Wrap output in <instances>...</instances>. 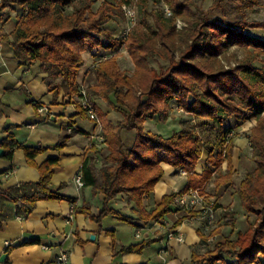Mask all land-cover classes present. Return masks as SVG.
<instances>
[{
	"label": "trees",
	"instance_id": "1",
	"mask_svg": "<svg viewBox=\"0 0 264 264\" xmlns=\"http://www.w3.org/2000/svg\"><path fill=\"white\" fill-rule=\"evenodd\" d=\"M97 1L0 2V11L10 8L18 12L15 29L2 35V39L11 44L22 65L41 63L49 91L56 97L61 90L71 100L80 95L83 85L79 74L85 52L103 49L112 54L96 62L98 83L87 88L90 98L91 92L103 97L124 118L104 137L109 153L103 157L102 166L97 167L88 158L84 160L82 179L93 186L94 192L104 195L103 211L100 216L93 215L89 206L79 211L100 225L107 216L133 224L135 218L110 206L118 195L124 194L127 201L135 204L132 212L139 220H161L178 209L174 201L180 193L195 189L201 195L208 194L206 185L214 180L216 193L222 194L226 184L232 183L245 211L255 220L236 238L223 237L213 246L208 242L209 236L203 234L207 251L195 252L192 264H264V68L254 66L264 52V40L245 32L264 29V23L224 24L180 0H168L173 15L165 17L149 12V0H138L144 13L140 24L133 26L127 37L114 38L105 26L123 15L122 6L134 0H104L94 10ZM150 16L153 22L148 19ZM7 19L9 14L4 20ZM178 19L186 24L181 30L176 26ZM232 44L247 48L248 53L236 66L228 68L221 57ZM121 47L128 49L134 61L133 75L119 65ZM251 47L253 52L249 51ZM152 60H164L169 65L157 69ZM169 106L198 122L168 136L147 130L146 123ZM251 120L257 121L250 133L254 166L237 182L233 163L235 139L238 130ZM12 129L7 127V136L0 140V150H4L1 157L13 160L15 152L23 150L29 166L37 168L42 177L36 183L0 187V230L14 217L31 215L39 201L67 199L51 189L57 160L42 164L35 160L48 148L20 143ZM125 130L136 132L129 147L122 135ZM66 143L67 138L55 148L61 149ZM205 151L207 168L199 175L195 170ZM163 163L186 171L188 184L179 193L164 195L159 204L147 211L144 201L164 177ZM224 163L227 168L222 172ZM224 219L225 223L234 222L228 214ZM108 233L114 237L113 231ZM148 244L122 247L117 253L141 252Z\"/></svg>",
	"mask_w": 264,
	"mask_h": 264
},
{
	"label": "crops",
	"instance_id": "2",
	"mask_svg": "<svg viewBox=\"0 0 264 264\" xmlns=\"http://www.w3.org/2000/svg\"><path fill=\"white\" fill-rule=\"evenodd\" d=\"M8 14L10 19L4 20ZM17 15L18 12L10 8L0 11V140L7 136L6 128L13 127V136L20 143L47 147L35 160L38 164L57 160L51 189L67 199L39 201L31 215L8 221L0 230V264H192L193 254H204L208 248L202 237L206 234L204 223L196 212L175 208L161 220H139L132 212L135 204L127 201L124 194L118 195L110 206L135 218L133 224L107 216L100 225L79 211L83 206H89L95 216L103 211L104 195L94 192L93 186L85 184L83 179L84 185H79L78 179L83 178L85 159L101 167L103 157L109 153L101 137L108 134L106 119L111 112L97 101L99 121L91 120L74 106V101L67 98L63 90L57 97L49 91L45 81L47 73L43 72L40 62L30 66L20 63L11 44L2 39V35L11 34L15 29ZM93 53L84 54L85 62L79 74L80 83L86 87H89L88 82L93 86L98 83L96 68L92 69L87 60ZM101 101L105 103V99ZM39 106L46 107V113H40ZM252 121L244 124L238 134L250 129ZM149 123L151 121L146 123V129L152 131L147 126ZM65 138L66 145L55 148ZM239 141L235 139L236 143ZM207 157L205 151L195 170L197 174L206 170ZM225 164L223 172L227 168ZM162 166L166 171L164 177L145 198L147 211L159 204L164 195L179 193L188 184V177L179 174L178 168L164 163ZM41 177L37 168L29 166L23 150H17L13 160L0 156L1 189L24 182L36 183ZM208 183L205 195L216 199L217 223L212 232L215 241L227 236L236 238L249 227V224L245 227L243 221H249L253 215L243 210L239 196L231 189L232 183L226 184L222 194H216L214 180ZM227 214L234 218L232 224L225 223ZM108 231H113L114 237ZM92 235L96 236L94 240ZM147 242L141 252L117 253L122 247ZM64 254L67 261L62 260Z\"/></svg>",
	"mask_w": 264,
	"mask_h": 264
},
{
	"label": "rangeland",
	"instance_id": "3",
	"mask_svg": "<svg viewBox=\"0 0 264 264\" xmlns=\"http://www.w3.org/2000/svg\"><path fill=\"white\" fill-rule=\"evenodd\" d=\"M102 1L104 0H98L96 2V4L94 5V10H97V8L102 4ZM106 1H110L114 3V0H106ZM180 1L188 2L189 4H191V7L193 8L194 11L200 13L203 12L204 14L206 13V15L209 18L216 20L218 19V21H221L224 24L225 23L232 24L240 21H245L250 23H264V0H180ZM148 4H149L150 13L156 12L161 15L163 14V16L165 17H169L173 15L168 0H149ZM123 6H122L123 15L116 17L113 21H111L109 24L105 26L106 31L108 30L114 38L125 37L124 35H127L126 33L129 32V30L133 28V26L139 25L142 18L144 17V13L141 10L140 3L138 0H134V2L128 5L129 8H131V10L135 12L134 22H131V20L128 18ZM212 8L213 11L210 12ZM148 19H150V21L153 22V18L151 16ZM185 25L186 24L181 19L177 20L176 23L177 29L181 30L182 28H184ZM245 32L251 36L264 40L263 28H254L251 30H246ZM253 50H254L253 47L249 49V51L251 52H253ZM93 51L94 53L92 55H88L87 57V60L89 61L88 63L92 64V69L93 68L95 69L94 65L96 64V62H98L101 59L108 58L109 56L112 55V54H108V51H105L103 49H95V50L93 49ZM247 53H248L247 48L245 49L239 45L232 44V46H230L225 51V53L222 55L223 57L221 58H223L224 64L229 68L236 66L238 62L246 58ZM259 56L260 59L254 63V66L264 68V62L261 61L262 59H264V52L263 53L261 52ZM118 62L121 69L125 71L127 74L129 75L134 74L135 72L134 61L132 60L127 48L121 47V49H119ZM151 64L153 67L157 69L166 68L169 65V63L164 60H152ZM94 80L97 79L94 77ZM88 84H89V89H91L93 85H91L90 82H88ZM102 98L103 97L95 95L94 93L91 92V101L93 102L95 108L98 107L97 101H99L100 103H102L103 106H105V110L107 112L109 113L111 112V115L108 116V118L106 119V129L108 130L107 132L110 133L112 129L115 127L116 122L124 117H122L120 113L115 112L111 108L109 101L105 100V103H103L101 101ZM176 109L177 108H174V106H169L168 108H165L162 111V113L158 115L153 121H151V123H149L147 126L149 127V129H152L155 132H164L165 134L166 133L172 134L173 132L179 131L181 128L187 125L196 124L198 122L196 119L193 118V116L183 112L182 110H176ZM252 123L253 126L250 129H248L243 133H239L238 136H236V139L240 140L238 143L235 142V151H234L235 158L233 161L234 166L237 168L236 172H234V176H235L234 178L236 179L237 182L243 180L246 176L247 169L254 166V161H253L254 150L252 148L250 141V133H251V129L257 125V121L254 120L252 121ZM242 128L243 126L240 129ZM123 134L126 145L128 147L131 146L134 141L133 139L135 137L136 132L134 130H125ZM238 150H240L239 154H238L239 152ZM225 165L226 164L224 163L223 168L225 167ZM222 170L224 171V169ZM238 215L240 216L239 212ZM254 220H255V216H253V218L247 222L244 220L243 221L244 223L242 224H245L246 225L245 227H247V225L254 222Z\"/></svg>",
	"mask_w": 264,
	"mask_h": 264
},
{
	"label": "built area",
	"instance_id": "4",
	"mask_svg": "<svg viewBox=\"0 0 264 264\" xmlns=\"http://www.w3.org/2000/svg\"><path fill=\"white\" fill-rule=\"evenodd\" d=\"M123 8L126 11V14L131 22H134L135 12L132 11L129 6L124 5ZM126 34H128V32ZM124 36L127 37V35ZM80 91V95L73 98L75 104L74 106H76L77 108L81 107L91 120L99 121L97 111L93 102L91 101L88 88L83 85ZM38 111L40 113H46L47 109L46 107L39 106ZM101 138L103 143L104 138ZM179 173L184 176L188 175V173L186 171H183V169H179ZM78 183L81 186L84 185L82 178L78 179ZM174 205L180 209L188 210L189 212H196L198 214V218L203 220L205 233L207 234V236H209L208 242L213 243L215 241L214 236L212 235V232L214 231L217 223V208L215 198H209L207 195H201L195 189H191L189 191L180 193L175 198ZM171 236H174V234H171ZM137 237H140V234H137ZM180 239L182 240V238ZM62 260L67 261V254H64L62 256Z\"/></svg>",
	"mask_w": 264,
	"mask_h": 264
},
{
	"label": "water",
	"instance_id": "5",
	"mask_svg": "<svg viewBox=\"0 0 264 264\" xmlns=\"http://www.w3.org/2000/svg\"><path fill=\"white\" fill-rule=\"evenodd\" d=\"M3 154H4V150L1 149V150H0V156H2ZM95 237H96L95 235H92V236H91V239L94 240ZM5 257H7V255H5V256L3 257V259H4Z\"/></svg>",
	"mask_w": 264,
	"mask_h": 264
}]
</instances>
